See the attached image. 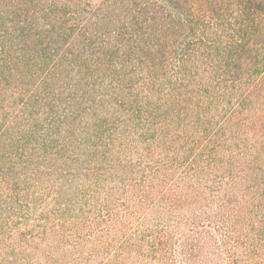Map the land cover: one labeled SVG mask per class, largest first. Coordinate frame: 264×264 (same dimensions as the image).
Segmentation results:
<instances>
[{
  "label": "trees",
  "instance_id": "1",
  "mask_svg": "<svg viewBox=\"0 0 264 264\" xmlns=\"http://www.w3.org/2000/svg\"><path fill=\"white\" fill-rule=\"evenodd\" d=\"M0 264H264V0H0Z\"/></svg>",
  "mask_w": 264,
  "mask_h": 264
}]
</instances>
